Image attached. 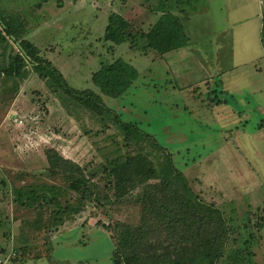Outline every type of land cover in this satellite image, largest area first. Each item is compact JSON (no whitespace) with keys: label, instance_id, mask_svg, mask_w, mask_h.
Here are the masks:
<instances>
[{"label":"rangeland","instance_id":"rangeland-1","mask_svg":"<svg viewBox=\"0 0 264 264\" xmlns=\"http://www.w3.org/2000/svg\"><path fill=\"white\" fill-rule=\"evenodd\" d=\"M158 1L0 0V14L24 22L22 36L69 86L93 90L120 120L153 135L197 196L240 225L243 216L264 210V0H193L191 10L179 4L189 12L186 43L162 54L143 49L138 36L133 45L104 39L110 13L144 29L158 18ZM6 38L1 64L10 52H20L17 41ZM117 57L138 77L122 95L110 97L91 73ZM117 130L61 90L50 93L30 65L25 77L0 75V264H47L48 255L55 261L113 264L110 235L95 223L136 222L140 188L118 202L101 194L100 204L90 202L47 230L33 228L36 210L14 204L12 189L34 182L63 186L44 173L45 149L95 168L108 151L122 146ZM19 246L26 252L13 261ZM252 249L255 261L264 262V226Z\"/></svg>","mask_w":264,"mask_h":264},{"label":"trees","instance_id":"trees-1","mask_svg":"<svg viewBox=\"0 0 264 264\" xmlns=\"http://www.w3.org/2000/svg\"><path fill=\"white\" fill-rule=\"evenodd\" d=\"M176 1L177 10L174 4L159 0L155 9L158 18L144 29H133L129 20L110 13L104 39L114 44L128 41L133 45V38L138 36L143 49L160 54L183 46L186 43L184 22L189 12L186 7L179 9V4L190 5L191 10L193 0ZM0 22L1 30L17 41L20 51L10 52L7 60L0 63V75L25 77L30 65L46 81L50 93L61 90L70 100L102 119H109L123 142L122 146L108 151L104 160L95 163V168L82 166L53 147L46 148L48 165L44 173L61 181L63 186L34 182L12 189L14 204L36 210L31 222L33 228H56L83 211L88 203L100 204L101 194L105 193L108 201L118 202L130 190L140 188L135 197L140 207L136 222L115 220L105 224L97 220L95 223L110 235L113 264H264L255 261L252 249L264 226V210L261 214L254 212L252 217L243 216L246 220H241L240 225L232 224L220 206L197 196L184 174L173 165L170 153L153 135L136 123L120 120L93 90L69 86L58 68L41 57L39 48L22 36L23 21L0 14ZM1 30L0 43H4V50L9 43ZM137 77L136 69L121 57L101 64L91 73V80L99 91L110 97L122 95ZM3 235L8 238L7 231ZM14 249L13 261H16L27 248ZM47 249H51V244ZM48 257L47 264H83Z\"/></svg>","mask_w":264,"mask_h":264},{"label":"crops","instance_id":"crops-1","mask_svg":"<svg viewBox=\"0 0 264 264\" xmlns=\"http://www.w3.org/2000/svg\"><path fill=\"white\" fill-rule=\"evenodd\" d=\"M168 1V3L170 2V4H174L173 6L175 7V5H176V3H177V1L176 0H167ZM176 1V2H175ZM189 17V16H188ZM188 20V19H187Z\"/></svg>","mask_w":264,"mask_h":264}]
</instances>
